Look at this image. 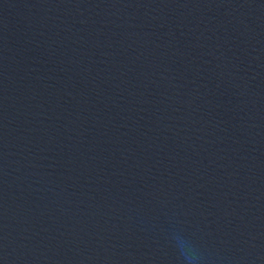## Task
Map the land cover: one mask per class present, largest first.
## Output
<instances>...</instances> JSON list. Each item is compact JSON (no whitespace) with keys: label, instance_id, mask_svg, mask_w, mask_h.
Returning <instances> with one entry per match:
<instances>
[{"label":"water","instance_id":"95a60500","mask_svg":"<svg viewBox=\"0 0 264 264\" xmlns=\"http://www.w3.org/2000/svg\"><path fill=\"white\" fill-rule=\"evenodd\" d=\"M264 264V0H0V264Z\"/></svg>","mask_w":264,"mask_h":264},{"label":"clouds","instance_id":"9594fccd","mask_svg":"<svg viewBox=\"0 0 264 264\" xmlns=\"http://www.w3.org/2000/svg\"><path fill=\"white\" fill-rule=\"evenodd\" d=\"M174 239L182 264H195V261L198 259V253L195 246L185 238L177 236L174 237Z\"/></svg>","mask_w":264,"mask_h":264}]
</instances>
